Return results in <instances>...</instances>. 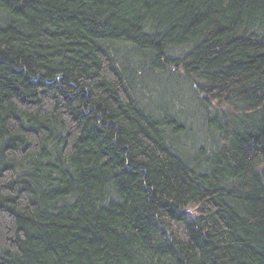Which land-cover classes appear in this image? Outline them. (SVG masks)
<instances>
[{
	"label": "trees",
	"instance_id": "16d2710c",
	"mask_svg": "<svg viewBox=\"0 0 264 264\" xmlns=\"http://www.w3.org/2000/svg\"><path fill=\"white\" fill-rule=\"evenodd\" d=\"M0 264H264V0H0Z\"/></svg>",
	"mask_w": 264,
	"mask_h": 264
},
{
	"label": "rangeland",
	"instance_id": "374dc122",
	"mask_svg": "<svg viewBox=\"0 0 264 264\" xmlns=\"http://www.w3.org/2000/svg\"><path fill=\"white\" fill-rule=\"evenodd\" d=\"M190 216L193 217L195 215H198L199 209L196 206H192L189 208Z\"/></svg>",
	"mask_w": 264,
	"mask_h": 264
}]
</instances>
